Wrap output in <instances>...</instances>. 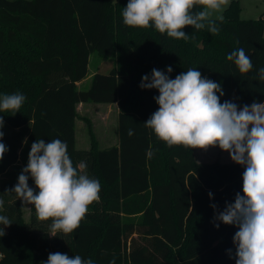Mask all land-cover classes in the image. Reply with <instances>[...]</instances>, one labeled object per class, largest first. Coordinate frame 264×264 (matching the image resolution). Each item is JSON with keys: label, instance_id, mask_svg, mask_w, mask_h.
I'll use <instances>...</instances> for the list:
<instances>
[{"label": "trees", "instance_id": "16d2710c", "mask_svg": "<svg viewBox=\"0 0 264 264\" xmlns=\"http://www.w3.org/2000/svg\"><path fill=\"white\" fill-rule=\"evenodd\" d=\"M127 3L0 0V97L17 92L26 97L19 112H0L2 142L9 149L0 161V176L20 159L28 164L33 142L59 138L67 143L74 167L84 166L83 172L101 184L100 199L80 226L70 234L50 236L52 221L39 220L34 205L25 220L26 204L7 192L21 173L0 179V215L12 221L8 229L0 224L6 233L0 236V264H43L56 252L91 258L94 264L113 259L116 264H236L233 237L238 227L214 222V216L226 202H234L237 192L243 194L245 167L219 159L198 161L196 148L169 147L160 140L144 124L159 108L154 99L159 91L140 84L154 68L172 79L196 68L221 85V103L232 101L241 108L264 103L259 77L264 19L242 18L240 0H231L223 21L217 20V34L186 26V34L195 39L185 41L154 26H127L122 17ZM238 48L252 60L248 73L227 60ZM93 53L113 65L107 73L95 71L89 87L79 89ZM89 101L117 103L118 143L101 147L89 125L90 147H76L77 106ZM149 149L154 152L150 159ZM29 185L38 193L31 177Z\"/></svg>", "mask_w": 264, "mask_h": 264}, {"label": "clouds", "instance_id": "9594fccd", "mask_svg": "<svg viewBox=\"0 0 264 264\" xmlns=\"http://www.w3.org/2000/svg\"><path fill=\"white\" fill-rule=\"evenodd\" d=\"M229 0H128L122 12L127 26L149 28L154 26L161 34L177 40L195 39L186 34L185 27L207 30L217 34V20ZM200 6L202 10L194 11ZM227 60L234 61L240 73L253 69L251 58L243 48L232 51ZM173 71L171 66L167 72ZM264 80V68L259 70ZM142 89H157L154 97L159 105L144 122L155 135L169 147L184 146L207 150L219 146L230 154L232 161L245 167L243 194L237 192L234 202H226L223 211L217 210L214 222L235 225L236 264H264V103L253 102L242 108L232 101L221 103L224 95L221 85L206 78L196 68H189L174 79L164 71L152 69L142 77ZM219 93V95H217ZM26 97L17 92L0 97V112H19ZM4 118L0 116V161L9 150L2 142ZM134 134L132 129L128 135ZM150 159L154 152L149 149ZM83 167H74L68 153V145L61 139L46 143L38 139L31 145L27 166L18 176V183L7 192H14L25 205H34L39 220H51L50 236L58 232L70 234L76 230L89 207L100 199L101 184L89 178ZM36 189L30 187L29 178ZM210 198L213 193L209 192ZM4 205L0 199V208ZM214 209L218 206L213 203ZM12 221L0 215V224L10 226ZM217 228L219 223H215ZM5 230L0 228V236ZM232 255V250H228ZM43 264H94L80 255L69 256L60 252L50 253ZM110 264H116L113 259Z\"/></svg>", "mask_w": 264, "mask_h": 264}, {"label": "rangeland", "instance_id": "374dc122", "mask_svg": "<svg viewBox=\"0 0 264 264\" xmlns=\"http://www.w3.org/2000/svg\"><path fill=\"white\" fill-rule=\"evenodd\" d=\"M231 0H229L230 2ZM242 18H259L264 13V0H240ZM229 4V3H228ZM228 6V5H227ZM226 6V7H227ZM223 14V13H222ZM113 65L111 59H103L97 53H93L89 62V74L78 83L79 89H86L91 82V75L95 71L107 73ZM80 117L76 119L75 137L77 148H89L90 137L88 128L92 127L101 147H108L118 142V106L117 103H80L77 106ZM205 155L200 159L214 161L221 158L220 148L209 147L207 150L197 148ZM27 165L19 160L16 165L11 166L0 176L1 180H10L16 172L21 173ZM19 167H21L19 169ZM23 167V168H22ZM23 216L25 220L31 217L29 205H25Z\"/></svg>", "mask_w": 264, "mask_h": 264}, {"label": "crops", "instance_id": "0c3cea01", "mask_svg": "<svg viewBox=\"0 0 264 264\" xmlns=\"http://www.w3.org/2000/svg\"><path fill=\"white\" fill-rule=\"evenodd\" d=\"M261 17L264 19V13L262 14ZM219 151L221 154V158L219 159L220 161H222V162H234V161H232L230 154L227 151H224L222 149H220ZM195 155H196V158L198 161L209 162V161H204L205 159H200L201 157H204L205 154L203 152H201V150H198L197 148L195 149Z\"/></svg>", "mask_w": 264, "mask_h": 264}, {"label": "water", "instance_id": "95a60500", "mask_svg": "<svg viewBox=\"0 0 264 264\" xmlns=\"http://www.w3.org/2000/svg\"><path fill=\"white\" fill-rule=\"evenodd\" d=\"M6 229H8V227L6 226Z\"/></svg>", "mask_w": 264, "mask_h": 264}]
</instances>
